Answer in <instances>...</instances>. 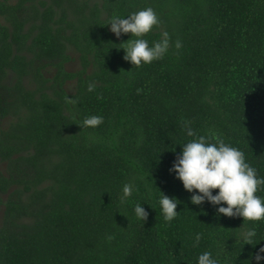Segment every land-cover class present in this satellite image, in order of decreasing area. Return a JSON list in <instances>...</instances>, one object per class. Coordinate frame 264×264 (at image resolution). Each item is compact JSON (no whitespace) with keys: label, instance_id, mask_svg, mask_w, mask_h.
I'll use <instances>...</instances> for the list:
<instances>
[{"label":"trees","instance_id":"1","mask_svg":"<svg viewBox=\"0 0 264 264\" xmlns=\"http://www.w3.org/2000/svg\"><path fill=\"white\" fill-rule=\"evenodd\" d=\"M149 6L160 24L144 38L151 45L167 31L170 44L137 67L118 49L135 37L105 24ZM89 115L103 122L81 127ZM185 120L197 136L215 132L241 150L264 177V0H0V264H196L203 251L219 264H264L255 259L264 220L193 204L169 171L193 139ZM161 191L180 201L170 222ZM242 224L255 227L254 245L233 237Z\"/></svg>","mask_w":264,"mask_h":264},{"label":"clouds","instance_id":"2","mask_svg":"<svg viewBox=\"0 0 264 264\" xmlns=\"http://www.w3.org/2000/svg\"><path fill=\"white\" fill-rule=\"evenodd\" d=\"M159 24L158 14L149 6L126 16L114 14L105 25L110 26V31L116 37H120L122 33H130V37H135L122 41L118 49L124 50L125 60L139 67L142 63L147 64L162 59L168 52L170 36L167 31L162 32L161 39L152 42L151 45L144 38L154 26ZM175 47L177 49L181 47L179 40L175 42ZM95 87L94 82L87 84L89 92ZM70 103L75 105L77 100L72 99ZM102 122V116L89 115L85 116L79 125L95 128ZM182 126L187 136L193 139L182 145L169 171L174 172L184 189L191 193V202L200 205L207 201L217 206V214L228 217L240 216L243 217V222L264 220V197L256 194L259 187L264 185V177L259 176L257 170L246 161L244 153L225 143L215 132L210 131L205 135L197 136L189 121L185 120ZM214 189H218L215 194ZM134 190V182L124 183L119 202L126 204ZM158 202L163 219L172 221L178 214L176 208L180 201L162 192ZM133 210L139 220L147 219L148 212L142 203H137ZM240 228L241 230L233 236L235 240L242 245H254L253 241L257 236L255 227L245 228L242 224ZM200 240L201 234L196 233L193 246H198ZM260 253H264V245L255 255L256 261L264 259ZM196 264H219V260L210 251H203L197 256Z\"/></svg>","mask_w":264,"mask_h":264},{"label":"rangeland","instance_id":"3","mask_svg":"<svg viewBox=\"0 0 264 264\" xmlns=\"http://www.w3.org/2000/svg\"><path fill=\"white\" fill-rule=\"evenodd\" d=\"M12 1H14V0H12ZM2 23H4V21H2ZM69 53L72 56V59L65 64V68L67 71H72V72L77 71L80 68L77 53L72 48L69 49ZM44 74L46 77L51 78L52 75L54 74V68L52 66L47 67L44 70ZM9 81H11V80H9ZM75 84H76V80L67 81L65 84V89L69 93H72L75 90ZM8 122H9V119L7 118L6 120H4L3 124L7 125ZM5 170H6V163L0 161V171L4 173ZM3 197L5 198L6 195ZM1 212H2V208H1ZM1 212H0V214H1Z\"/></svg>","mask_w":264,"mask_h":264}]
</instances>
